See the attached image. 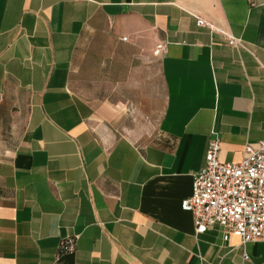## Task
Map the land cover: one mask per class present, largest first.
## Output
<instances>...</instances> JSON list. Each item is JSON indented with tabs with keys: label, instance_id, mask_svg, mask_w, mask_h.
<instances>
[{
	"label": "crops",
	"instance_id": "0c3cea01",
	"mask_svg": "<svg viewBox=\"0 0 264 264\" xmlns=\"http://www.w3.org/2000/svg\"><path fill=\"white\" fill-rule=\"evenodd\" d=\"M213 137L264 140V0H0V264H264L181 207Z\"/></svg>",
	"mask_w": 264,
	"mask_h": 264
},
{
	"label": "built area",
	"instance_id": "2783aa9c",
	"mask_svg": "<svg viewBox=\"0 0 264 264\" xmlns=\"http://www.w3.org/2000/svg\"><path fill=\"white\" fill-rule=\"evenodd\" d=\"M197 24L220 31L203 19ZM228 38L231 46L242 45L241 40ZM164 50V45H158L154 55ZM221 149V140L213 137L204 167L193 176L192 196L181 207L193 215L197 234L220 226L225 242L232 236L242 244L264 240V140L246 144L242 159L236 163L222 161ZM62 249L71 252L75 245L70 240Z\"/></svg>",
	"mask_w": 264,
	"mask_h": 264
},
{
	"label": "rangeland",
	"instance_id": "374dc122",
	"mask_svg": "<svg viewBox=\"0 0 264 264\" xmlns=\"http://www.w3.org/2000/svg\"><path fill=\"white\" fill-rule=\"evenodd\" d=\"M158 57L152 59V83L154 85L155 89V100L153 102V107H152V121L149 123V128H150V134H152V128L155 127V123L160 116V112L163 107V88H162V82L160 79V74H159V62H158ZM147 133V132H146ZM12 144L11 141H5V140H0V155L4 154V150L7 148H10V144ZM1 157V156H0Z\"/></svg>",
	"mask_w": 264,
	"mask_h": 264
}]
</instances>
